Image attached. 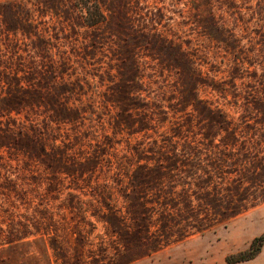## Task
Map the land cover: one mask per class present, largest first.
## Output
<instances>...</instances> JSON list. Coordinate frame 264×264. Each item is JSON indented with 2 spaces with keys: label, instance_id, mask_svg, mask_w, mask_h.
Wrapping results in <instances>:
<instances>
[{
  "label": "rangeland",
  "instance_id": "374dc122",
  "mask_svg": "<svg viewBox=\"0 0 264 264\" xmlns=\"http://www.w3.org/2000/svg\"><path fill=\"white\" fill-rule=\"evenodd\" d=\"M100 4L0 0V264H264V0Z\"/></svg>",
  "mask_w": 264,
  "mask_h": 264
},
{
  "label": "trees",
  "instance_id": "16d2710c",
  "mask_svg": "<svg viewBox=\"0 0 264 264\" xmlns=\"http://www.w3.org/2000/svg\"><path fill=\"white\" fill-rule=\"evenodd\" d=\"M74 3L80 8L87 24L95 25L105 19L100 0H74ZM263 244L264 232L257 235L246 249L228 255L227 259L230 262L250 259L261 251Z\"/></svg>",
  "mask_w": 264,
  "mask_h": 264
}]
</instances>
